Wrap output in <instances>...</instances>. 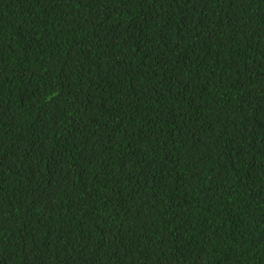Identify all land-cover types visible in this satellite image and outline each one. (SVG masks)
<instances>
[{"label":"trees","instance_id":"1","mask_svg":"<svg viewBox=\"0 0 264 264\" xmlns=\"http://www.w3.org/2000/svg\"><path fill=\"white\" fill-rule=\"evenodd\" d=\"M0 264H264V0H0Z\"/></svg>","mask_w":264,"mask_h":264}]
</instances>
